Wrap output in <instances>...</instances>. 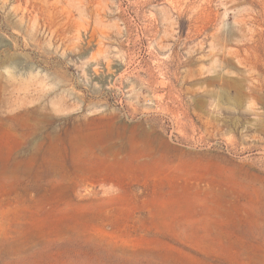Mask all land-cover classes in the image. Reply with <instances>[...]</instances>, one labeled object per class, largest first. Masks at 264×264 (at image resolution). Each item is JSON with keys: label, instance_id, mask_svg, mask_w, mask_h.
I'll use <instances>...</instances> for the list:
<instances>
[{"label": "rangeland", "instance_id": "374dc122", "mask_svg": "<svg viewBox=\"0 0 264 264\" xmlns=\"http://www.w3.org/2000/svg\"><path fill=\"white\" fill-rule=\"evenodd\" d=\"M0 264H264V0H0Z\"/></svg>", "mask_w": 264, "mask_h": 264}]
</instances>
